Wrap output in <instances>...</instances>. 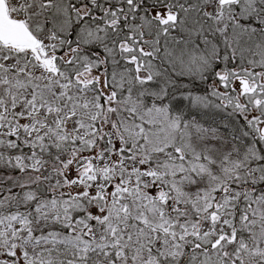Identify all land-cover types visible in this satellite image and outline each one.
<instances>
[{"label": "snow or ice", "instance_id": "obj_1", "mask_svg": "<svg viewBox=\"0 0 264 264\" xmlns=\"http://www.w3.org/2000/svg\"><path fill=\"white\" fill-rule=\"evenodd\" d=\"M0 264H264V0H0Z\"/></svg>", "mask_w": 264, "mask_h": 264}]
</instances>
